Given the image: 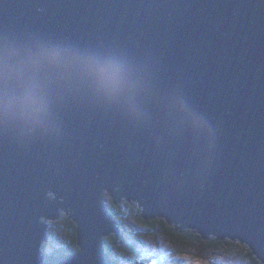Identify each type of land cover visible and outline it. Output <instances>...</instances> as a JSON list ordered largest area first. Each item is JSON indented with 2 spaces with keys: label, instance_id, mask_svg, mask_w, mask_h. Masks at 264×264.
<instances>
[{
  "label": "water",
  "instance_id": "95a60500",
  "mask_svg": "<svg viewBox=\"0 0 264 264\" xmlns=\"http://www.w3.org/2000/svg\"><path fill=\"white\" fill-rule=\"evenodd\" d=\"M0 21L150 51L162 81L181 84L219 128L215 163L196 184L171 180L170 155L87 104L65 113L59 144L0 138V264H114L104 238L125 230L106 190L138 201L145 219L249 245L264 263V0H0ZM59 208L77 224V253L41 250V220Z\"/></svg>",
  "mask_w": 264,
  "mask_h": 264
},
{
  "label": "clouds",
  "instance_id": "9594fccd",
  "mask_svg": "<svg viewBox=\"0 0 264 264\" xmlns=\"http://www.w3.org/2000/svg\"><path fill=\"white\" fill-rule=\"evenodd\" d=\"M85 104L170 155L173 181L199 183L215 163L217 124L181 84L162 81L152 52L81 46L0 24V138L19 147L59 144L65 113Z\"/></svg>",
  "mask_w": 264,
  "mask_h": 264
},
{
  "label": "rangeland",
  "instance_id": "374dc122",
  "mask_svg": "<svg viewBox=\"0 0 264 264\" xmlns=\"http://www.w3.org/2000/svg\"><path fill=\"white\" fill-rule=\"evenodd\" d=\"M104 194L110 209H113L112 204L119 207L117 217L120 224L126 229L130 225L139 237H144L141 242H136L132 245L130 242L128 244H119L118 246L113 245L114 250L118 249V253L125 255L124 261L127 264H152V260L156 259V257L146 255V250L151 247L164 249L165 252L170 251L172 258L180 257L187 261L188 264H212L213 261H216L217 264H254L253 259L248 254V245L214 237H204L198 234L196 229L179 230L176 226L167 222L166 224L171 228V231L164 234L161 226L157 225L154 227L152 223L148 224V221L142 218L138 201L127 202L125 197L117 200L107 190L104 191ZM47 195L51 199L49 193ZM114 201H117V204ZM56 214L58 219L42 220L47 222L46 230L55 232L52 233L53 235L48 241L45 239L46 243H40L42 250L43 248H49V245L53 250H57L61 245H65V242L69 241L70 238L73 240L76 224L72 223L65 209H57ZM53 225H57L59 231L54 228L55 226L52 227ZM188 233L197 234L200 237L197 235L195 237L189 236ZM56 239L59 242L57 245L55 243ZM172 258L165 260L164 264H175V260Z\"/></svg>",
  "mask_w": 264,
  "mask_h": 264
},
{
  "label": "trees",
  "instance_id": "16d2710c",
  "mask_svg": "<svg viewBox=\"0 0 264 264\" xmlns=\"http://www.w3.org/2000/svg\"><path fill=\"white\" fill-rule=\"evenodd\" d=\"M117 209L119 210V207H117ZM142 218L145 219L143 216H142ZM116 219L119 221L118 217ZM155 219H157V218H155ZM155 219H145V220L148 221V224L152 223V226H154V227H156L157 225L161 226L162 232L164 234H166L169 231H171V228L168 227V225L166 224V220L165 219H162V218H159L157 220H155ZM120 225L123 226L122 224H120ZM176 227H177V225H176ZM125 230L128 231V234L126 233V231H124L126 233V235L124 234V239L122 237H117L115 234H113L112 236H106L104 238V247L106 248V251L109 254V256H110V258H111V260L113 261L114 264H127V263L124 261L125 255L122 254V253H118L117 252L118 249L114 250L113 245L114 246L115 245L118 246L119 244H128L129 242L132 245V244H134L136 242H141L143 240V238H144V237H139V235L136 233V231L130 225H129V228H127V229L125 228ZM188 235L195 237V235H197V234L194 235L193 233H188ZM50 236H51V234L49 233L47 235V237H50ZM198 237H200V236H198ZM55 243H56V245L59 244L57 239H56ZM248 247H249L248 254L253 259V263L254 264H263V262L253 252V250L250 248L249 245H248ZM79 250H80V247H79V244H78V233H77V229H75V233L73 235V240L70 238L69 241L65 242V245H61L59 249L54 250V251H51L48 248L47 249L43 248V253H45V252L53 253L54 252V254L56 255V254H58L60 252H63V253H67V254H73V253L79 252Z\"/></svg>",
  "mask_w": 264,
  "mask_h": 264
},
{
  "label": "snow or ice",
  "instance_id": "6c2138e0",
  "mask_svg": "<svg viewBox=\"0 0 264 264\" xmlns=\"http://www.w3.org/2000/svg\"><path fill=\"white\" fill-rule=\"evenodd\" d=\"M0 24H2V21H0ZM167 177L164 174L160 175V179H159V185H165L167 184ZM146 255L148 256H155L156 259L152 260V264H164L165 260H168L171 257V252H165L164 249H157L155 247H151L149 249L146 250ZM175 260V264H188L187 261L183 260L180 257H175L172 258ZM212 264H217L216 261H213Z\"/></svg>",
  "mask_w": 264,
  "mask_h": 264
},
{
  "label": "flooded vegetation",
  "instance_id": "af4514ba",
  "mask_svg": "<svg viewBox=\"0 0 264 264\" xmlns=\"http://www.w3.org/2000/svg\"><path fill=\"white\" fill-rule=\"evenodd\" d=\"M123 201V200H122ZM136 205H137V203H135ZM111 206H113V209H110L109 207V209L115 214V218H117V214L119 213V210L117 209V206H115L114 204H112ZM138 206V205H137ZM42 221V220H41ZM43 222V221H42ZM119 222V221H118ZM47 223V222H46ZM76 224V223H75ZM119 225H120V222H119ZM55 226V227H54ZM76 226H77V224H76ZM76 226L74 227V229H76ZM52 227H54L57 231H59V229H58V227H57V225H53ZM120 227H122L124 230H125V228L123 227V226H121L120 225ZM56 231V232H57ZM126 231V233L128 234V231L127 230H125ZM51 234V236L53 235L52 233H55L54 231L53 232H50L49 230H47L46 231V237H47V235L48 234ZM126 233H125V235H126ZM51 236L50 237H47L46 239H47V241L51 238ZM127 237V236H126ZM123 239H124V237H122ZM49 249L51 250V251H54L51 247H50V245H49ZM42 250V249H41ZM43 251V250H42ZM54 253V252H53ZM61 253V252H60ZM59 254V253H58ZM151 260V259H150Z\"/></svg>",
  "mask_w": 264,
  "mask_h": 264
},
{
  "label": "bare ground",
  "instance_id": "6f19581e",
  "mask_svg": "<svg viewBox=\"0 0 264 264\" xmlns=\"http://www.w3.org/2000/svg\"><path fill=\"white\" fill-rule=\"evenodd\" d=\"M46 193H47V194L49 193V195L51 196V200L55 201V197H54L53 191H46ZM117 198H118L117 200H119L121 197H118V196H117ZM56 219H58V218H56ZM45 225H46V222L43 221V222H42V226H43V228H44ZM61 253H63V252H61Z\"/></svg>",
  "mask_w": 264,
  "mask_h": 264
}]
</instances>
